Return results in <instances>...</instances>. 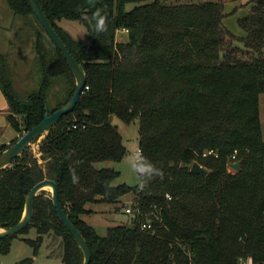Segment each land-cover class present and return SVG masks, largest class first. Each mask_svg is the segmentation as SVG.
Instances as JSON below:
<instances>
[{
	"label": "trees",
	"instance_id": "trees-1",
	"mask_svg": "<svg viewBox=\"0 0 264 264\" xmlns=\"http://www.w3.org/2000/svg\"><path fill=\"white\" fill-rule=\"evenodd\" d=\"M6 1L15 17L37 21L27 0ZM37 1L85 73L87 89L73 112L41 140L39 158L28 148L0 170V228L19 223L28 192L48 179L56 183L61 208L90 250V264H264V140L258 108L264 95V0ZM240 1L232 12L246 9L247 15L238 20L244 35L236 37L223 24L224 7ZM127 4L133 8L126 10ZM63 20L82 25L88 44L61 28ZM36 23L38 89L25 101L6 79L0 54L6 120L18 135L0 145V155L75 91L66 61ZM120 31L126 41L117 36ZM55 82L62 88L50 105ZM112 116L124 124L139 122L140 183L134 187L114 186L119 173L96 167L126 155ZM232 156L241 163L239 172L227 171ZM193 163L207 174L191 173ZM124 199L133 200L134 215L108 227L104 236L85 220L94 214L87 205ZM147 220L151 228L142 229ZM29 228L37 233L36 241H27L34 252L46 237L51 256L61 257L63 264H82L83 254L49 192L35 197L31 224L18 234ZM13 236L0 239V254L9 251Z\"/></svg>",
	"mask_w": 264,
	"mask_h": 264
},
{
	"label": "rangeland",
	"instance_id": "rangeland-1",
	"mask_svg": "<svg viewBox=\"0 0 264 264\" xmlns=\"http://www.w3.org/2000/svg\"><path fill=\"white\" fill-rule=\"evenodd\" d=\"M164 5L179 4H200L218 2V0H158ZM242 1L226 4L224 13L227 15L224 20V26L236 37L244 35L243 30L238 25V20L247 15L246 9H239ZM126 10L133 8L132 4L126 5ZM37 21L34 17L23 18L15 17L13 12L7 5L6 0H0V54L5 57L6 79L12 84L18 98L25 101L26 98L37 91L38 77L36 75L37 56L34 49L35 30ZM59 26L67 31L79 44L87 45L88 36L86 29L74 21H61ZM122 41L127 40L124 34L118 35ZM47 47L51 48L47 43ZM57 82V81H56ZM51 88L49 93L50 105L56 101L62 86L58 83ZM259 119L262 129V138L264 140V95L259 98ZM3 119V120H2ZM4 116L0 115V145L5 144L9 137L14 136V131L6 125ZM111 124L115 126L120 133L123 144L126 148V155L118 162H101L96 165L98 169H112L119 173L118 177L113 181L114 186L125 184L134 187L140 183L138 175L137 162L135 154L139 152V122L135 120L130 124L122 123L118 118L112 116ZM17 138V137H16ZM42 140V139H41ZM36 141L31 144L29 150L39 158V144ZM229 173H234L229 170ZM46 192L50 193V190ZM133 202L132 199H124L114 204H90L86 209L92 210L94 214L87 216L85 220L89 225L95 228L97 233L104 236L106 229L110 226L125 222L128 216L123 212L125 202ZM119 209L118 212H115ZM37 233L34 228H29L25 233L17 234L10 240L9 251L6 254H0V264H63L61 257L51 256L50 240L43 238L36 252L34 247L29 245L27 241H36ZM246 264H249L246 263Z\"/></svg>",
	"mask_w": 264,
	"mask_h": 264
},
{
	"label": "water",
	"instance_id": "water-1",
	"mask_svg": "<svg viewBox=\"0 0 264 264\" xmlns=\"http://www.w3.org/2000/svg\"><path fill=\"white\" fill-rule=\"evenodd\" d=\"M35 18L37 19L40 26L43 28L47 37L51 40L57 50L61 53L63 59L66 61L69 69L72 72V75L75 80V91L71 99L58 111L49 114L47 111L44 114L43 120L33 127L30 131L25 133L8 149H6L0 155V170L8 168L14 160L19 158L25 150H27L32 143L36 141H41L49 132V130L54 127L62 117L73 112L76 105L80 100V95L82 94L85 85H86V75L82 71L79 64L72 57L62 39L59 37L55 29L49 23L47 17L43 13L42 9L37 0H27ZM230 168L234 172H239L241 170V163L236 162L230 165ZM190 172L194 174H199L205 176L207 172L204 168L199 166L197 163H193ZM50 190L51 200L53 207L55 208L56 214L66 228L68 233L72 236L77 247L81 250L83 254L82 264H90L91 253L90 250L81 236L80 232L76 227L70 222L69 218L61 208L59 198H58V187L55 182L44 179L41 182L37 183L31 188L25 197L24 211L21 220L19 223L13 227L9 228H0V239H5L7 237L13 236L25 229L32 221L33 213V203L35 197L40 194L42 191Z\"/></svg>",
	"mask_w": 264,
	"mask_h": 264
},
{
	"label": "built area",
	"instance_id": "built-area-1",
	"mask_svg": "<svg viewBox=\"0 0 264 264\" xmlns=\"http://www.w3.org/2000/svg\"><path fill=\"white\" fill-rule=\"evenodd\" d=\"M87 89V87H85ZM135 158L138 159L139 158V152L135 154ZM235 160V157L232 156L231 159H230V163L229 165L227 166L229 170H232L230 168V165L231 164H234L236 162H234ZM233 171V170H232ZM234 172V171H233ZM134 205V203L131 201V202H126V207L124 209V212H125V215L127 216H132L134 215L135 213V209L132 207ZM151 224H152V221L151 220H147L145 223L142 224V229H150L151 228Z\"/></svg>",
	"mask_w": 264,
	"mask_h": 264
},
{
	"label": "crops",
	"instance_id": "crops-1",
	"mask_svg": "<svg viewBox=\"0 0 264 264\" xmlns=\"http://www.w3.org/2000/svg\"><path fill=\"white\" fill-rule=\"evenodd\" d=\"M119 34H124V35H125V31H120V32H118V33H117V36H118ZM7 111H8L7 102H6V100H5V98H4L3 94H2V92H1V90H0V115H1V116H4V119H5V120H6ZM2 120H3V119H2ZM6 122H7V120H6ZM7 124H8V122L6 123V125H7ZM8 126H9V124H8ZM9 127H10V126H9ZM14 133H15V132H14ZM1 134H2V131H1ZM0 136H1V135H0ZM16 137H18L17 134H14L13 137H9L10 139L7 140L5 144H8L10 141H12L13 139H15Z\"/></svg>",
	"mask_w": 264,
	"mask_h": 264
}]
</instances>
